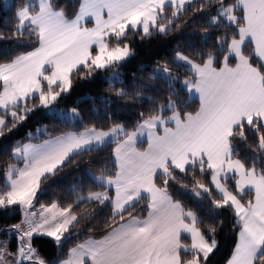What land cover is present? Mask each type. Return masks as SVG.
<instances>
[{
	"label": "snow or ice",
	"instance_id": "snow-or-ice-1",
	"mask_svg": "<svg viewBox=\"0 0 264 264\" xmlns=\"http://www.w3.org/2000/svg\"><path fill=\"white\" fill-rule=\"evenodd\" d=\"M189 8L193 15L215 13L202 29L205 40L209 28L231 30L216 36L215 53H176L174 63L183 62L191 73L183 85L198 95L199 110L183 113L170 98L166 107L140 113L131 131L122 124L107 131L91 126L39 144L18 143L11 153L16 163L4 169L0 210L18 207L22 219L0 227L16 240L14 252L9 241H0V264H48L34 239L51 238L60 247L74 230L78 235V226L90 215L77 214L79 204L110 208L106 232L69 249L58 264H208L218 246L217 226L202 230L197 212L186 210L169 191L176 182L187 190L184 178L190 173L194 196L207 194L211 212L230 209L236 218L238 238L227 264H264V0H78L71 18L58 0H24L13 14L11 35L0 32V41L32 45L0 58V137L40 108L66 120L78 118L75 107H55L77 77L91 80L107 73L109 88L115 90L119 69L133 55L129 34L143 40L167 35L173 26L180 30L177 20ZM247 45L251 51L246 53ZM153 78L171 81L172 69L158 66ZM125 95L123 88L116 90L117 97ZM166 110L171 115L165 116ZM142 136L148 147L141 151L136 143ZM109 143L115 144L114 174L87 173L102 191L85 196L74 186L73 203L53 201L34 210L44 184L73 157ZM141 202H146V216L133 211ZM185 234L190 244L182 243Z\"/></svg>",
	"mask_w": 264,
	"mask_h": 264
},
{
	"label": "trees",
	"instance_id": "trees-1",
	"mask_svg": "<svg viewBox=\"0 0 264 264\" xmlns=\"http://www.w3.org/2000/svg\"><path fill=\"white\" fill-rule=\"evenodd\" d=\"M23 2L24 0H11L7 7H3V0H0V32L5 33L6 36L11 35L14 27L13 14ZM234 2L235 0H229V3ZM58 3L61 8L65 9L69 18L74 16L78 8V0H58ZM212 14L215 13L193 15V10L189 8V11L177 20V24L183 26L180 30H176L173 26V31L167 35L154 34L143 40L139 36L133 37L130 33L129 39L133 55L119 69L120 81L115 84V90L109 88L108 81L105 79L107 73H100L91 80H80L77 77L70 93L62 96L55 105L57 110L62 111H68L73 107L77 108L78 118L66 120L61 118L59 112L49 113L40 108L31 113L26 121L10 133L5 130V135L0 137V189H3L4 185V169L8 164L16 163L11 153L18 143L21 145L42 143L49 137L59 136L70 131H82L85 127L91 126L107 131L114 124H122L131 131L137 124L140 113L148 114L158 110L161 106L166 107L170 98L179 104L183 113L198 111L199 102L191 98L185 87L182 86L183 81L188 79L191 73L186 70L182 62L174 63V61L177 52L189 57H193L194 53L201 51L215 53L216 36L224 32L230 34L231 30L223 27L209 28L210 35L205 40L202 29L207 26L206 21ZM167 15L171 16V10ZM31 47L30 43L21 47L17 41L6 38L0 41V58L29 51ZM245 51L246 53L250 52L251 46L247 45ZM220 59L222 56L217 54V60ZM165 65L172 69V80L153 78V70L158 66ZM121 88L127 95L117 97L116 90ZM163 114L169 116L171 112L166 110ZM9 127H11V123H9ZM37 129H41V131L37 132ZM44 129L47 131H43ZM29 133L32 134L31 138ZM145 146V142L136 144L137 149L141 151L145 149ZM114 148L115 144L109 143L97 151L73 157L72 161L59 174L51 177L44 184L35 202V207L40 209L41 204L49 205L53 201H58L61 206L73 203L75 196L70 194V189L74 186L77 187L80 194L85 196L89 191H102L87 176V173L91 172L93 176L101 175L102 171L105 175L114 174ZM239 149L242 155L248 154L243 144L239 145ZM197 176H199L198 173ZM205 182H207L206 177ZM184 183L187 184V190L180 186V182H176L170 187V193L174 199L183 203L186 210L191 209L197 212L203 221L202 230L207 232L209 225L217 226L218 246L211 254L208 264H226L237 242L239 229L234 227L236 218L230 209L218 210L217 213L211 212L207 194L203 199L194 196L191 191L194 183L191 173L184 178ZM229 183L231 184V181ZM250 195V193L245 194L243 199L247 201ZM74 210L77 214L84 211L90 213L88 219L81 221L78 226L81 229L78 235L74 230L71 238L64 241L60 247L46 237H37L33 241V246L37 248L39 255L48 264H56L67 257L69 249L90 237L101 239L106 232L105 221L108 219L110 208L105 207L100 210L95 205L79 204L75 206ZM133 211L135 214L146 216V202L138 204ZM20 220L21 213L18 207L0 210V227L18 223ZM89 228H92L93 231H89ZM7 235L6 232H0V238H6ZM182 243L190 244V240L182 237ZM10 247L14 250L16 248V240L13 238L10 241Z\"/></svg>",
	"mask_w": 264,
	"mask_h": 264
},
{
	"label": "rangeland",
	"instance_id": "rangeland-1",
	"mask_svg": "<svg viewBox=\"0 0 264 264\" xmlns=\"http://www.w3.org/2000/svg\"><path fill=\"white\" fill-rule=\"evenodd\" d=\"M10 1L11 0H3V7H7L8 5H9V3H10ZM90 26H91V23H90ZM176 59V58H175ZM165 79V78H164ZM182 86L184 87V85L182 84ZM139 138V137H138ZM138 138H137V141H138ZM141 143H144V142H141ZM33 144H39V143H33ZM20 166H22V163H21V165ZM19 165H18V167H20ZM34 210H37V211H39V209H37V207H35V209ZM21 219H22V215H21ZM47 238V237H46ZM11 237L9 236V235H7V237L6 238H0V241H9V248H10V250L11 251H15L16 250V248H15V250L14 249H12L11 247H10V241H11ZM49 239H51V238H49ZM52 240V239H51ZM53 241V240H52ZM54 242V241H53ZM55 243V242H54ZM56 264H58V262L56 263Z\"/></svg>",
	"mask_w": 264,
	"mask_h": 264
},
{
	"label": "crops",
	"instance_id": "crops-1",
	"mask_svg": "<svg viewBox=\"0 0 264 264\" xmlns=\"http://www.w3.org/2000/svg\"><path fill=\"white\" fill-rule=\"evenodd\" d=\"M183 63V62H182ZM186 67V66H185ZM189 94V93H188ZM189 96L191 97V98H194V99H196L198 102H199V98H198V95H195V94H189ZM200 106V105H199ZM199 110V109H198ZM139 142H145V149L148 147V142H147V137L146 136H142V137H139L138 138V141H137V143L136 144H138ZM182 237H185V238H188L189 240H190V238L185 234V235H182ZM238 238V237H237ZM190 243H191V240H190ZM232 255V254H231ZM231 257V256H230ZM67 258V257H66ZM65 258V259H66ZM230 259V258H229ZM228 259V260H229ZM226 264H227V262H226Z\"/></svg>",
	"mask_w": 264,
	"mask_h": 264
}]
</instances>
